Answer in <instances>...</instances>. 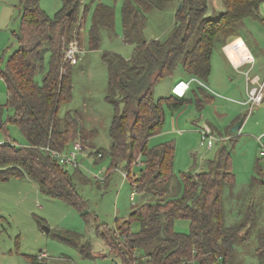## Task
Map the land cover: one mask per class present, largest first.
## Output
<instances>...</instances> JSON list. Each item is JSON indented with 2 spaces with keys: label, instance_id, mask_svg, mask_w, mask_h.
<instances>
[{
  "label": "trees",
  "instance_id": "16d2710c",
  "mask_svg": "<svg viewBox=\"0 0 264 264\" xmlns=\"http://www.w3.org/2000/svg\"><path fill=\"white\" fill-rule=\"evenodd\" d=\"M38 1L19 0L20 22L18 30L12 32L18 47L8 55L4 68H0L7 92L4 107L12 110L8 121L19 128L28 143L26 147L8 142L0 144V181L29 180L43 195L75 207L87 219L86 202L77 192L68 169L40 149L48 146L63 150L75 136L84 139L79 116L70 110L59 115L60 105L70 99L72 64L63 60V52L69 43H78L80 38L76 13L79 0H63L62 7L52 17L40 9ZM221 1L223 11L212 17L206 14V0H177L172 31L163 40H148L144 35L147 14L154 9H166L173 0H122V41L133 49L127 59L113 52L102 54L108 79L105 101L113 107L107 154L111 165L124 162L123 168L128 172L138 159V174L130 179V185L145 201L134 205L128 220L120 224L115 223L111 228L98 224V232L99 227L106 228L101 231V237L105 242L107 238L109 248L113 242L125 247L124 256L118 255L119 264L142 258H145L143 264H233L234 245L247 238L256 224L254 212L247 215L253 208L252 201L243 221L229 225L225 222L227 212L222 194L224 190L231 192L236 183L226 147L208 162L206 170H189L176 176L173 144L148 146L149 139L161 131L165 107L173 114L188 104L202 109L213 101V96L195 83L187 91L191 97L187 93L177 97L170 92L155 99L156 83L172 76L177 66H180V78L194 77L204 83L211 72L213 43L219 35L238 37L243 21L248 18L264 26L259 15L264 0ZM102 30L113 32L114 9L97 3L87 32L90 50L99 47ZM47 53L48 68L38 83L35 73L42 68ZM97 152L102 154L101 150L93 154ZM259 177H254L252 184L264 187V177ZM178 219L188 221L187 233L174 230V221ZM133 220L140 224L136 233L129 232ZM118 231L119 236L115 234ZM257 237L259 246L255 253L259 263H263L264 232ZM60 239L70 240L64 236ZM142 248L148 250L140 253ZM25 257L28 264H45L38 256Z\"/></svg>",
  "mask_w": 264,
  "mask_h": 264
},
{
  "label": "rangeland",
  "instance_id": "374dc122",
  "mask_svg": "<svg viewBox=\"0 0 264 264\" xmlns=\"http://www.w3.org/2000/svg\"><path fill=\"white\" fill-rule=\"evenodd\" d=\"M176 1L164 10L154 9L147 14L144 28L146 39H165L174 27V12ZM207 15L216 17L223 11L221 0H206ZM102 3L114 9L113 32L101 31L99 47L94 50L88 48L87 32L90 28L91 15L95 4ZM122 0H79L77 16L79 22V49L82 53L77 63L70 65L71 92L70 99L62 103L59 115L67 110L79 116V126L84 128V139L75 136L72 141L80 140L83 150L78 153L76 162L78 168L66 167L72 176L75 188L81 198L86 202L87 219L79 211L58 199L43 195L35 183L23 178H10L0 181V264H28L26 255L40 256L44 254L45 264H119V257L123 255L124 246L111 244L109 248L101 237L103 226L111 228L115 223L128 220L132 207L145 201L142 195L135 192L130 179L138 174L139 162L132 164L129 177L122 178L120 171L124 162L116 166L111 165L107 154L110 138L108 127L113 115V107L105 101L108 87L107 69L102 61L103 52L117 53L125 58L130 57L133 46L122 41L121 8ZM63 4V0H39L38 5L50 17L56 13ZM19 0H0V68H4L8 55L18 47V41L12 34L18 30L20 22ZM259 15L264 19V1L259 7ZM239 35L249 48L254 58V66L250 76H256L264 61V26L253 19H245ZM232 36H218L213 43L211 55V72L204 81L206 87L215 94L221 110L214 109L212 104L197 109L195 105L184 106L180 113H192L196 120L197 129L183 126L182 117L180 125L172 128L175 115L165 107L164 123L159 134L151 137L148 146L152 147L164 142H171L174 146L173 172L179 176L189 170L194 172L207 169L208 162L213 160L216 153L224 146L229 151L230 171L235 177V185L231 192L224 190L222 204L227 212L225 222L227 225L239 223L245 218L249 202L253 203L252 210L256 222L249 236L234 245L233 264H264L259 263L255 248L259 246L258 234L264 232V187L253 185L254 177H264V101L256 106V111L248 110L241 104L245 99L243 86L245 84L244 72L249 65H244L238 71H230L225 64L227 56L222 45H227ZM253 38V39H252ZM65 43V38L61 39ZM49 54H45L42 68L35 73V80L41 83L42 77L48 68ZM180 66L170 77L160 79L153 89V97L158 99L169 95L172 88L173 76L179 74ZM238 72V73H237ZM180 78V77H179ZM261 81V80H260ZM250 86V84H249ZM208 87V88H207ZM6 85L0 77V144L8 142L16 147H26V139L19 128L8 118L12 115L10 108L4 107L6 102ZM189 106V107H188ZM188 107V109H187ZM195 110V111H194ZM195 113V114H194ZM221 113V114H220ZM201 114L202 118H199ZM244 119L242 125L231 133L230 125L235 119ZM237 122H240L237 121ZM236 122V123H237ZM234 125V124H233ZM211 129L217 138L226 137L218 141L211 148L199 144L198 129L204 127ZM183 128V129H182ZM94 129V130H93ZM231 138L233 144L228 141ZM71 144V143H70ZM69 144V145H70ZM68 145V146H69ZM94 150H101L103 157L98 159ZM106 175L104 181L96 176L99 172ZM260 171V172H259ZM260 174H259V173ZM258 183V181H257ZM134 192L133 200L130 194ZM231 194V196H230ZM248 203V205H247ZM117 224V225H118ZM122 227V226H121ZM140 224L133 220L129 232L136 233ZM173 228L180 233H187L189 224L187 220L174 221ZM46 229L48 231H46ZM110 230V229H109ZM117 236L120 231L115 232ZM110 235V232L108 233ZM129 235V233H128ZM70 240L63 241L60 238ZM147 248L139 249L140 253ZM143 251V252H142Z\"/></svg>",
  "mask_w": 264,
  "mask_h": 264
},
{
  "label": "built area",
  "instance_id": "2783aa9c",
  "mask_svg": "<svg viewBox=\"0 0 264 264\" xmlns=\"http://www.w3.org/2000/svg\"><path fill=\"white\" fill-rule=\"evenodd\" d=\"M82 53V50L79 49V46L77 42H71L68 44V46L65 48L63 52V60L65 62H69L70 64L74 65L77 63V59L79 55ZM249 54V53H248ZM252 63L253 58L249 54L245 59H242L240 61L241 65H249L248 70H246L243 74L246 77V80L251 85V87L248 88L247 96L244 101L241 102V104L248 107V110H252L254 107H256L264 97V81H260L258 76H250V71L252 69ZM198 84L201 87H206V85L199 81L198 79L191 77L186 80H181L177 82L171 89V92L177 96V97H183L188 90L189 86L191 84ZM251 112V111H250ZM199 134V144L201 146H205L206 148H211L214 143L220 141L215 135L212 134L211 129L209 127L199 128L198 129ZM222 140V139H221ZM83 145L80 140H74L67 149L58 150L54 148H50L48 146L41 147L40 149L42 152L49 155V157L54 160L58 165L63 167H72V168H78V163L76 162L77 155L79 152L83 150ZM95 150L93 151V153ZM95 156L100 159L102 154L100 152H97ZM260 156H264V152H260ZM138 162V159L136 160V163ZM122 178L126 179L129 175V172L126 171H120ZM106 175L104 176V173L101 171L96 176V178H99V180L104 181ZM135 191V189H133ZM136 192V191H135ZM134 192L130 194V200H133ZM43 256V255H42ZM145 262V258H142L140 260L134 259L129 264H143ZM120 264H128L123 263L122 261Z\"/></svg>",
  "mask_w": 264,
  "mask_h": 264
},
{
  "label": "crops",
  "instance_id": "0c3cea01",
  "mask_svg": "<svg viewBox=\"0 0 264 264\" xmlns=\"http://www.w3.org/2000/svg\"><path fill=\"white\" fill-rule=\"evenodd\" d=\"M231 39V38H230ZM253 39V38H252ZM148 40H150V39H148ZM241 41L242 43H243V45H244V49L246 50V52L247 53H249L250 55H251V53H250V51H249V48L247 47V45L245 44V42H244V40L242 39V37L239 35L238 37H236V38H232L231 40H228V43H227V45H229V44H232V43H234L235 41ZM227 45H225V44H223L222 45V49H223V51L225 52V55L227 56V58H226V62H225V64L228 66V69H229V67H230V71H238L239 70V68H242L244 65H241L240 64V60H239V62H237V63H235L230 57H229V55L226 53V51H225V46H227ZM235 50V49H234ZM248 54V55H249ZM262 55H264V52H263V54ZM252 56V55H251ZM123 57V56H122ZM125 58V57H124ZM129 58V57H128ZM252 58H253V56H252ZM125 59H127V58H125ZM243 59V58H242ZM241 59V60H242ZM253 66H254V58H253V63H252V68H253ZM248 68H249V66H248ZM248 68H247V70H248ZM251 71H252V69H251ZM250 71V72H251ZM238 73V72H237ZM256 76H258V78L261 80V81H264V61H263V64L261 65V68H259V71H258V73L257 74H255ZM177 77H175V76H173V81H172V87L177 83V82H179V81H181V80H186L184 77L183 78H179L180 76H181V73H179V74H177L176 75ZM206 85V84H205ZM191 86V85H190ZM190 86H189V88H190ZM193 86V85H192ZM249 87H251V85L249 86V83H248V81L246 80V77H245V84H244V86H243V93H244V95H245V99H246V96H247V91H248V88ZM189 88H188V90L187 91H189ZM193 88V87H192ZM208 88V87H207ZM172 89V88H171ZM187 91H186V93H187ZM170 92H171V90H170ZM209 96H213V101H212V103H210V104H212L213 106H214V109L216 110V113H219L218 111H217V109L218 110H221V108H223L224 106L223 105H218V104H215L216 103V101H215V98H214V96H215V94L213 93V92H211L209 89H208V92L207 91H205ZM185 93V94H186ZM191 92H188L187 93V95L189 96V97H191V94H190ZM244 99V100H245ZM244 100H241V102L242 101H244ZM262 101H264V97H263V100ZM189 106L191 105V104H188ZM209 105V104H208ZM243 105V104H242ZM188 106V107H189ZM243 106H245V105H243ZM188 107H187V109H188ZM204 108V107H203ZM202 108V109H203ZM201 109V110H202ZM197 110V109H196ZM186 111V110H185ZM184 111V112H185ZM195 111V110H194ZM256 111V107H254V110L252 111V113L253 112H255ZM183 112V113H184ZM183 113L181 114L180 112H178L176 115H175V117H173V119H174V124L172 125V128H175V126H179L180 125V120L182 119V117H185V119L183 120V126L184 127H187V128H189V129H197L199 126H196V120L195 119H193L194 118V116L192 117V115H193V112L192 113H188V115L187 114H185V115H183ZM195 114V113H194ZM221 114V113H220ZM199 118H202V116H201V114L199 115ZM236 121H237V118L230 124V125H228V128H230L231 129V126H233V124H235L236 123ZM241 125H242V122H241ZM241 125H240V127H241ZM209 128H211V129H214L215 130V128H213V127H209ZM183 129V128H182ZM196 131V130H195ZM211 132H213L212 130H211ZM213 134V133H212ZM214 135V134H213ZM225 138L226 137H223V138H218L220 141H223V140H225ZM222 139V140H221ZM110 145V144H109ZM261 152V151H260ZM260 152H259V155H260ZM26 180V179H25ZM29 181V180H28ZM237 224V223H236ZM43 255V256H42ZM39 258H42L43 259V257H44V254H40V256H38Z\"/></svg>",
  "mask_w": 264,
  "mask_h": 264
},
{
  "label": "bare ground",
  "instance_id": "6f19581e",
  "mask_svg": "<svg viewBox=\"0 0 264 264\" xmlns=\"http://www.w3.org/2000/svg\"><path fill=\"white\" fill-rule=\"evenodd\" d=\"M225 51L235 63L239 62V60L241 61L242 58L245 59L248 56V53L244 49L243 43L238 40L225 46Z\"/></svg>",
  "mask_w": 264,
  "mask_h": 264
},
{
  "label": "water",
  "instance_id": "95a60500",
  "mask_svg": "<svg viewBox=\"0 0 264 264\" xmlns=\"http://www.w3.org/2000/svg\"><path fill=\"white\" fill-rule=\"evenodd\" d=\"M68 14H70V11L68 12ZM240 125H241V122H237V123H235V124L231 127L230 132H231V133L235 132L237 129L240 128ZM46 231H48V230L46 229Z\"/></svg>",
  "mask_w": 264,
  "mask_h": 264
}]
</instances>
